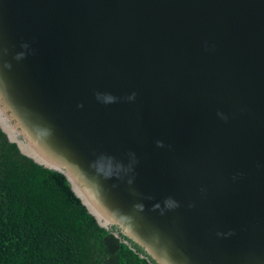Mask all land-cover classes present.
Instances as JSON below:
<instances>
[{
    "label": "water",
    "instance_id": "95a60500",
    "mask_svg": "<svg viewBox=\"0 0 264 264\" xmlns=\"http://www.w3.org/2000/svg\"><path fill=\"white\" fill-rule=\"evenodd\" d=\"M0 127L157 264H264V0H0Z\"/></svg>",
    "mask_w": 264,
    "mask_h": 264
},
{
    "label": "trees",
    "instance_id": "16d2710c",
    "mask_svg": "<svg viewBox=\"0 0 264 264\" xmlns=\"http://www.w3.org/2000/svg\"><path fill=\"white\" fill-rule=\"evenodd\" d=\"M129 241L100 226L63 173L22 154L0 127V264H157Z\"/></svg>",
    "mask_w": 264,
    "mask_h": 264
}]
</instances>
